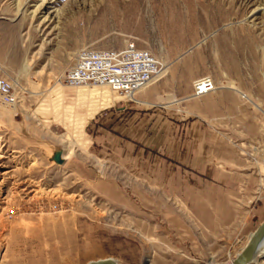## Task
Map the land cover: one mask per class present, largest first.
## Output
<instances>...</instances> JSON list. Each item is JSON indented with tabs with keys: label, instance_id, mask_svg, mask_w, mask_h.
<instances>
[{
	"label": "rangeland",
	"instance_id": "374dc122",
	"mask_svg": "<svg viewBox=\"0 0 264 264\" xmlns=\"http://www.w3.org/2000/svg\"><path fill=\"white\" fill-rule=\"evenodd\" d=\"M129 43L133 99L64 83ZM0 80V264H232L263 222L264 0H0Z\"/></svg>",
	"mask_w": 264,
	"mask_h": 264
},
{
	"label": "built area",
	"instance_id": "2783aa9c",
	"mask_svg": "<svg viewBox=\"0 0 264 264\" xmlns=\"http://www.w3.org/2000/svg\"><path fill=\"white\" fill-rule=\"evenodd\" d=\"M160 72L159 62L148 51L129 43L124 49L118 51L81 50L63 81L69 86L84 84L107 86L113 92L133 99ZM196 84L194 90L197 96L213 89V84L208 79ZM0 97L4 105L9 106L15 102L11 86L1 80Z\"/></svg>",
	"mask_w": 264,
	"mask_h": 264
},
{
	"label": "water",
	"instance_id": "95a60500",
	"mask_svg": "<svg viewBox=\"0 0 264 264\" xmlns=\"http://www.w3.org/2000/svg\"><path fill=\"white\" fill-rule=\"evenodd\" d=\"M55 158L56 161H59L57 156ZM263 243H264V220L257 227V229L251 234L248 243L240 252V254L237 255V257L232 262V264H251L255 260L257 256V252L259 251ZM89 264H115V263L111 260H107V261L92 262Z\"/></svg>",
	"mask_w": 264,
	"mask_h": 264
},
{
	"label": "bare ground",
	"instance_id": "6f19581e",
	"mask_svg": "<svg viewBox=\"0 0 264 264\" xmlns=\"http://www.w3.org/2000/svg\"><path fill=\"white\" fill-rule=\"evenodd\" d=\"M197 85V84H196ZM86 86V85H85ZM107 87V86H106ZM109 88V87H108ZM110 89V88H109ZM111 90V89H110ZM64 158L63 159H65V156H63ZM264 251V243L262 244V246H261V248L259 249V251L257 252V256H259L262 252ZM256 256V257H257ZM107 260H110V259H104V260H100V261H107ZM112 261V260H111ZM97 262V261H96ZM114 262V261H113ZM90 263H92V262H90ZM115 263V262H114ZM116 264V263H115Z\"/></svg>",
	"mask_w": 264,
	"mask_h": 264
}]
</instances>
